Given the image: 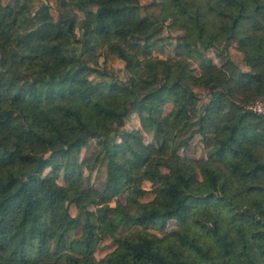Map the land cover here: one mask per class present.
Instances as JSON below:
<instances>
[{
	"label": "trees",
	"instance_id": "trees-1",
	"mask_svg": "<svg viewBox=\"0 0 264 264\" xmlns=\"http://www.w3.org/2000/svg\"><path fill=\"white\" fill-rule=\"evenodd\" d=\"M53 1L56 18L49 0H0V264H59L67 246L68 264H264V115L247 109L264 97V0H209L214 32L176 0L196 33L174 42L163 0ZM131 114L153 142L124 130ZM195 134H213L206 159L180 153ZM107 237L115 247L97 258Z\"/></svg>",
	"mask_w": 264,
	"mask_h": 264
},
{
	"label": "rangeland",
	"instance_id": "rangeland-1",
	"mask_svg": "<svg viewBox=\"0 0 264 264\" xmlns=\"http://www.w3.org/2000/svg\"><path fill=\"white\" fill-rule=\"evenodd\" d=\"M9 0H3L4 3L8 2ZM141 4H146L151 2L152 0H139ZM165 3L168 4V6L172 10V16H169L167 18L165 27H164V33L165 35L170 36V40L172 42L175 41L176 37H193L196 33V28L192 25L191 19L188 17L186 13H182L176 6V0H163ZM188 4L195 6L198 8L200 13L203 15L204 20H207L206 22V27L209 31H219V26L222 23V20L220 17L211 9L209 8V0H187ZM183 2L186 3V0H183ZM53 16L56 18L57 13L55 11V3L53 0H49ZM170 25L169 26V24ZM12 51H16V48H11ZM102 51V52H101ZM103 50L98 51V53H103ZM107 53V50H105ZM105 55V53H103ZM102 54V55H103ZM99 57V64L101 66H105L107 69H111L116 76H118L120 79L125 80L128 77L127 71L124 67V63L122 60L117 58L114 55H107L108 57L104 60L103 56ZM154 55H159L161 57H166L168 55H172V46L167 48L165 51L162 53L158 54L156 51L154 52ZM226 55L229 56L230 59L233 60L240 68L243 70H246L247 67L244 65L242 61V55L239 51L236 50L235 48V43L231 42L229 46L227 47L226 50ZM205 58H208L212 61L213 64L215 65H220V58L218 57L216 50L215 49H210L205 52L204 55ZM197 62H192V67H196ZM195 75H200L199 69H195L194 71ZM199 96L201 97V102L206 103L208 101V96L207 94L200 92ZM173 106L171 103L167 104L164 108V114L170 113L172 110ZM124 130H132L136 129L138 132L142 135L143 140L148 143V142H153V137L152 134L145 131L141 124L138 121V118L135 114H131L125 119V124H124ZM214 143L213 139V134H208L206 135L205 139L202 138L200 134H195L189 141V146L181 150L180 153L184 155L186 158L190 160H198V159H206L208 157V150L210 147H212ZM96 148V143L95 140H91L89 144L81 149L80 152V159L88 158L90 154L95 150ZM196 160V161H197ZM85 174H87V171L84 169ZM106 174L105 171V166L101 167H96L89 173V183L90 184H95L96 186H100L102 180L104 179ZM202 180V177L199 176V181ZM143 186L147 189L151 188L149 182H144ZM152 194L149 193L147 194L143 199L148 200L152 198ZM114 201H112L113 204ZM69 211L72 215L76 214V208L74 207L73 204L69 205ZM180 227V223L172 219L168 223V230H173V229H178ZM191 227L195 231L196 236L204 243H208L209 245L214 246V242L212 239H210L208 236L205 235V233L201 232L199 230V227L197 224L191 222ZM152 231H155L153 228H150ZM124 234L126 232L122 231ZM115 247V244L112 242L111 238L107 237L99 245L98 250L96 251V256L97 258L102 257L106 253L110 252L113 250ZM51 249H54V243H51ZM60 256H59V264H68V257L67 255L73 254V251L67 246L64 247L63 250H59Z\"/></svg>",
	"mask_w": 264,
	"mask_h": 264
},
{
	"label": "built area",
	"instance_id": "built-area-1",
	"mask_svg": "<svg viewBox=\"0 0 264 264\" xmlns=\"http://www.w3.org/2000/svg\"><path fill=\"white\" fill-rule=\"evenodd\" d=\"M247 109L255 114L264 115V97L251 102L247 105Z\"/></svg>",
	"mask_w": 264,
	"mask_h": 264
}]
</instances>
